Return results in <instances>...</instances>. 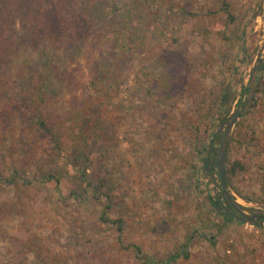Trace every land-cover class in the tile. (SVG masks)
Wrapping results in <instances>:
<instances>
[{"label": "rangeland", "instance_id": "374dc122", "mask_svg": "<svg viewBox=\"0 0 264 264\" xmlns=\"http://www.w3.org/2000/svg\"><path fill=\"white\" fill-rule=\"evenodd\" d=\"M72 1L88 28L55 33L43 55L27 17L53 0H0L12 44L0 79L24 109L46 95L38 104L65 138L33 139L22 111L0 131V264H264V226L227 223L209 200L220 191L214 136L264 59V0ZM255 85L226 168L243 167L230 197L264 211V67Z\"/></svg>", "mask_w": 264, "mask_h": 264}, {"label": "trees", "instance_id": "16d2710c", "mask_svg": "<svg viewBox=\"0 0 264 264\" xmlns=\"http://www.w3.org/2000/svg\"><path fill=\"white\" fill-rule=\"evenodd\" d=\"M18 0H9V3L17 7ZM25 1L29 0H19L22 4ZM83 3H89L93 2L94 0H81ZM104 5H108L110 2L109 0H100ZM66 2L71 3L72 0H53L52 4L49 3V5L45 8H43L41 5L42 3H38L39 6L37 8L36 5L34 9H32V13L29 12V16L27 17V25L33 27L35 30L39 29L41 31L42 37L39 39L41 41V44L39 47V53H44V47L52 42L53 40L51 38H59V35L66 34L70 36H76L78 33V29H80L79 32H82V26L86 24V29L88 28V20L84 19V22L81 18L75 16V14L70 12L69 7L66 5ZM147 2V1H146ZM56 4V5H55ZM145 3L143 4V6ZM137 12L135 16H137L138 12L143 13L145 12V9L142 6H135L134 11ZM73 14V15H71ZM26 23V21H25ZM55 33H59V35H55ZM3 34L0 31V65L4 64V57L10 55L9 53L12 52V44H8L5 39H2ZM55 40V39H54ZM49 42V43H48ZM41 48V49H40ZM162 79H164V82L168 80V75L166 73H163L161 76ZM258 90H255V93H257ZM228 95L225 94L222 97L223 102L228 100ZM22 93L19 91L14 90L13 88H8L6 86V83L4 80L0 79V131L5 127L7 122L10 118L14 117L18 111H22L21 117H31V120L28 122L31 129V134L33 135V139H46L49 143L54 145L57 148H60L62 146V143L64 142L65 138L63 134L60 133V130L55 123V121L50 120L48 115L42 110L39 104L44 105L47 100V96L45 95L39 102L36 100L30 98L26 102L28 107L24 109V106L21 101ZM39 103V104H38ZM255 105V100L253 101V106ZM32 141V139H31ZM211 147L208 150V153L211 152ZM79 159L76 158V161H81L83 164H89V158L83 154H79ZM208 157L204 158V164L207 165L205 168L203 167L202 171L205 173L208 170V167H215V157L211 158L210 162H207ZM207 163V164H206ZM238 170H243V167L237 162L234 163L233 166L228 169L226 168V175H227V186H233L231 184V178L234 174L237 173ZM16 172V173H15ZM16 176L19 175V171H14ZM13 175L11 179H6V183L8 185H13L16 183V176ZM212 182V179H211ZM236 190V189H235ZM237 194L238 191L236 190ZM211 205H213L216 209H218L220 212L223 213L225 216V220L227 223L233 222L232 217L225 212V210L220 205L218 198L216 196L209 197ZM105 214V213H104ZM103 222L107 223L109 222V219H107L104 215H102ZM113 224L117 225L118 232H122V221L119 219L117 221H112Z\"/></svg>", "mask_w": 264, "mask_h": 264}, {"label": "water", "instance_id": "95a60500", "mask_svg": "<svg viewBox=\"0 0 264 264\" xmlns=\"http://www.w3.org/2000/svg\"><path fill=\"white\" fill-rule=\"evenodd\" d=\"M263 67L264 59L253 69L250 74V79L247 84L248 96L242 109L236 113L230 114L224 123L218 128L214 136V138H218L219 142L216 163L217 173L220 181V191L216 190L218 201L225 212H227L238 222L253 225L259 228L264 226V211L244 207L230 197L227 186L226 163L231 131L238 120L247 116L249 110L251 109L255 96L257 75ZM212 181L216 185L214 175H212ZM226 206L229 208V210L226 209Z\"/></svg>", "mask_w": 264, "mask_h": 264}, {"label": "flooded vegetation", "instance_id": "af4514ba", "mask_svg": "<svg viewBox=\"0 0 264 264\" xmlns=\"http://www.w3.org/2000/svg\"><path fill=\"white\" fill-rule=\"evenodd\" d=\"M226 209L229 210V208L226 206Z\"/></svg>", "mask_w": 264, "mask_h": 264}]
</instances>
